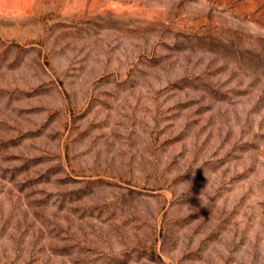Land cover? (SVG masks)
<instances>
[{"label":"rangeland","instance_id":"obj_1","mask_svg":"<svg viewBox=\"0 0 264 264\" xmlns=\"http://www.w3.org/2000/svg\"><path fill=\"white\" fill-rule=\"evenodd\" d=\"M0 264H264V0H0Z\"/></svg>","mask_w":264,"mask_h":264}]
</instances>
